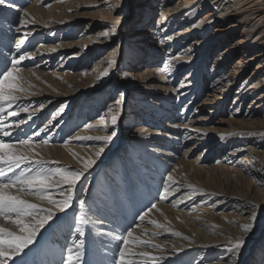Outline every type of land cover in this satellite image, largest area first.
Instances as JSON below:
<instances>
[{
  "label": "rangeland",
  "instance_id": "1",
  "mask_svg": "<svg viewBox=\"0 0 264 264\" xmlns=\"http://www.w3.org/2000/svg\"><path fill=\"white\" fill-rule=\"evenodd\" d=\"M36 1L5 0V3L0 5V36L5 35V39L1 38L5 42L9 40L10 44V47L6 46V48L1 46L4 48L2 49L4 54L0 55V69L4 67V58L10 60L15 55L18 59L21 54L16 52L14 47V41L19 39L22 27L19 21L27 20L24 12L30 9ZM52 1L42 6L50 11L55 5H61L64 2V0ZM68 1L73 8L64 11L61 9L62 12L58 15L54 10L50 14L46 13L41 20L48 23L53 22L55 26H46L36 33L29 34L27 37L30 40L27 39L23 45L24 48L21 49V52L34 55L19 65L18 70L26 78L23 86L27 90L18 92L17 96L19 99L22 95L29 94L31 98L17 100L19 108L15 104L12 105L10 110L20 113L8 122L9 125H14L9 130L17 129L16 121L23 120L24 124L19 125L17 130L22 129L21 133H17L14 139H4L6 143H17L18 139H27L31 136L30 145L17 146L26 154L27 152L32 153V157L27 154L30 157L28 161L32 163L29 164L28 161L22 163L15 170V174L18 175L22 170L27 169H32L33 172L43 170L48 173L60 170L76 171L78 170L76 166L60 157L63 149L72 152L73 161L79 164L80 158L85 156L74 153L71 147H83L93 155L103 148V151L108 150L109 160L103 159V162L93 164V168L85 171L77 195L70 207L62 214H70L68 218L73 220L70 229H63L67 232L66 238L71 247L76 240L81 239L80 237H85L75 233L74 216L71 215V213L77 214L81 200L84 201L83 206L89 204L88 207L92 208L99 205L102 210L112 215L108 208L110 204V207L123 218L122 225L126 226L127 230H138L136 226L140 225L145 228L142 232L151 234L149 231H154L156 225L147 222L139 224L138 219L148 213L153 204L156 205L164 199L173 211L182 213L186 211L188 215L193 216V222L198 227L203 226L200 222L203 221L204 216H209L208 210L215 214L224 212L229 215V218H233L238 213L241 219L255 226L254 229L249 230V235L244 237V243L240 247V264H249L256 258V254L261 253V248L264 250V215L252 220V216L248 213H243L229 204L223 209L219 205L214 209H205L203 201L206 195L198 200L190 201L185 197L184 201L181 200V204L177 206L173 204L181 195H188V191H182L179 195L166 199L162 197L166 195L165 187L169 183L167 177L171 175L179 183L186 184L188 188L189 185L194 186L190 189L209 190L217 186V189L219 188L220 191L222 189L226 195L225 201L236 200V198L238 200L239 197L246 195L250 197L254 189L264 200L263 179L243 176L241 165L238 163L243 158L247 159L248 150L245 148L249 146L256 148L255 145L249 144L247 147L243 145L245 140L242 136L231 144H223V139L229 138L227 135L242 133L247 136L250 132L264 129V107L262 112L254 115L248 114L252 110L250 106L257 97V93L249 94L245 101L242 100L239 103V106L235 104L237 93L241 90L243 92L250 90L252 88L250 86H254L259 80L257 77H252V72L256 71L258 62H246L245 66L248 67L242 68L241 74L236 75L237 77L234 76L236 79H232L231 82L234 84L231 87H229L231 82L223 86L217 82H214L216 86L210 85L213 79L225 84L222 77L228 74V69L236 67L235 65L241 58L248 59L244 54V49L239 47V42L250 29L255 31L253 40L256 39L262 24H258L256 19L250 20L249 24L239 25L237 31L229 28L232 24L238 23L237 19L223 22L218 20L217 24L215 22L207 24L211 21L208 19L209 14L215 15L216 13V5L207 3V0ZM192 10H195V17L188 21L186 15ZM163 14L166 18L162 20ZM171 18L173 21L168 25ZM193 20L195 22L204 21L207 24L208 36H212V39H223L222 43L212 47L214 49H209L207 58L194 56L199 53V50H194L196 48L189 53L186 52V48L201 36L200 32L191 36L184 34L189 36L186 40L183 37L176 38L178 46L173 47V40H170V37H174L172 34L178 36L177 33L183 31L187 24L191 25L190 22ZM71 26L76 29L75 32L68 35L69 37L63 36L64 39L69 40L67 41L68 47H71L64 48L59 44L62 40L61 34ZM35 27L36 25H31L29 29ZM6 30L9 31V36L6 35ZM52 30L56 32V35L47 40L46 31ZM104 33L107 35H103ZM200 40L201 45H198L197 49L205 46V38L198 39ZM53 44L59 45L60 50L49 58L48 54L41 52V49L43 45ZM182 47L186 50L182 54L186 62L184 66L178 67L174 74V71L170 70L167 65H174L172 59ZM138 48L142 51L134 54ZM224 48L230 50V60L226 65L224 63L225 67L221 68L223 70H218V64L215 62L216 55L220 49ZM167 56L171 57L170 62ZM47 59L50 60L47 61ZM109 61H114L111 68H108ZM202 61H205L204 66L199 69L197 66ZM8 66L11 67L10 64ZM240 66L238 64L237 67L240 68ZM196 67L199 70L195 76L185 80V77L191 74V70ZM105 69H107V75L103 74ZM225 72L227 73L224 74ZM197 78L203 80L200 89H196ZM261 90L264 88L261 87ZM182 94L183 98L180 99ZM32 100L36 101L33 106L29 103L33 104ZM109 107L113 109L112 112L108 111ZM21 108H27L28 111L32 108H41L43 112L41 117L37 119L30 117V119V113L21 111ZM113 115L117 116L116 124L111 122ZM89 124L93 127H87ZM46 125L47 131H40ZM195 127L200 129L196 130V133L206 131L209 137H205L204 140H201L203 138L201 136H196V139L190 138L188 133L194 132ZM79 136H112V139L108 142L94 139L82 140L77 138ZM151 149H158L161 152L158 153ZM259 150L263 149L259 148ZM35 159H42L44 163L36 164ZM120 159L121 161L117 162ZM115 163H120V165H118L117 174H112V170H115L117 166ZM250 163L245 162L248 166L251 165ZM9 175L13 174L9 173ZM113 175L112 181L109 180ZM207 175H211L210 178ZM61 179L59 175L51 177L48 181L51 188L48 189L56 187L55 181ZM112 182L117 183L115 185L117 188L112 185L110 195L106 194L104 198L107 192L105 187H110ZM170 190L172 188L168 191ZM107 198L111 203L103 201ZM124 203L127 206L125 208H128L127 211L132 214L130 215L134 216L130 223H126L127 216L123 214L121 205ZM44 214L39 213L40 216ZM99 217L105 219L104 215H99ZM217 222L222 227H228L231 233L230 225L232 226L233 222L227 219L222 221L218 219ZM245 222L242 224H249ZM101 225L100 229L103 227V224ZM100 229L96 225V230ZM55 230L56 228L47 232L52 239L55 238ZM238 231L246 232L242 228H237L232 234L236 235ZM105 232L112 235L115 230L113 227L105 228ZM151 235L154 237L153 234ZM82 240L80 242L84 244L83 248L89 251L91 249L89 239L87 241L82 238ZM221 255H223L222 251H217L212 257L206 256L208 258L206 264H216ZM198 256L197 253L196 257ZM83 264H93V261L90 263L84 261Z\"/></svg>",
  "mask_w": 264,
  "mask_h": 264
},
{
  "label": "bare ground",
  "instance_id": "2",
  "mask_svg": "<svg viewBox=\"0 0 264 264\" xmlns=\"http://www.w3.org/2000/svg\"><path fill=\"white\" fill-rule=\"evenodd\" d=\"M50 1H52V0H37L36 3L32 4L30 9L25 11L29 15H27L26 17L24 16V17L27 19V21H31V22L27 23L26 25H23V26L21 25L22 27L20 29L21 32H19V34H20L19 39L22 38L25 33H27L29 35L32 33H36L37 31H39L43 27L55 26V24L53 22L48 23V22L41 20L44 18L46 13L50 14L54 10L56 12V15H58L59 13L62 12L61 9H63V11H64L65 9H70V8L72 9L73 8L68 0H64L63 4L55 5L54 8L52 7V9L50 11H47L42 5L44 3H47ZM203 1H205V0H203ZM207 3H209V4L211 3V4L216 5V7H215L216 13H215V15L213 13L209 14L210 17L208 19H210L211 21H209L207 24H210L211 22L216 23V21H218V20L223 22V21H226L229 19H231V20L237 19L238 23H234L229 27V28L234 29V31L235 30L237 31L239 25H241V24H244V23L249 24L251 22L250 20L256 19L258 24H262V26L260 27L259 35L257 36L256 39L253 40V36L255 35V31L250 29V31L248 30L245 33V35L242 36V39L239 42V47L244 49V52H245L244 54L246 57H248V59L244 60V58H241L237 62V64L235 65L236 67L228 69V71H227L228 74L225 77H222L225 80V84L223 82H219L218 80H215V79H213L212 84L210 83V85H213L214 82H217V84H222V86L228 85L227 83L231 82L232 79H236V78H234V76L237 77L236 75L241 74L242 68L246 69L248 67V66H245L246 62H258L256 71L252 72L253 73L252 77L253 78L257 77L260 81L258 80L254 86L253 85L250 86V87H252L250 90L245 91V92H243L241 90L240 92H238L236 95L235 104H236V106H239V103L242 100L245 101V99L248 98L249 94L251 95V94L257 93V97L254 98V100L250 106V108L252 110H251V112H248V114L254 115L255 113L262 112L263 107H264V90H261V87L264 88V0H214V1L213 0H207ZM209 4H208V6H209ZM8 7L12 8L11 6H8ZM194 11L195 10H192L190 13H188L186 15V16H188L187 20L188 19L191 20L193 17H195ZM25 12H24V15H25ZM214 12H215V10H214ZM24 17H23V19H24ZM205 17H204V19H205ZM165 18H166V16H164V14H163L162 20ZM54 19H56V18H54ZM172 21H173V18H171L169 20L168 25H170L172 23ZM193 21L190 22L191 25L187 24L186 27H184L185 29L183 31H180V33H177L178 36L176 34H172V35H174V37H170V40L171 39L173 40V43H172L173 47L178 44L177 43L178 39H176V38L183 37L186 40V39H188L189 36L184 35V34H189L191 36L192 34H195L198 32L201 33V36H199L197 38L198 39L205 38V40H204L205 46H203V48L197 49L199 47L198 45H201V40L198 41V39H197L195 43H193L190 47L186 48L187 51L182 47V49L176 55V57H174L172 59L174 62V65H172V64L167 65V66H169L170 70L174 71V74L178 70V67L184 66V64L186 62L184 60L185 57L184 58L182 57L183 56L182 54L185 51L189 53V51L191 52L193 50V48H196L194 50H197V51L199 50L198 51L199 53L194 55V56H201L203 59V57L207 58L209 49H214L212 47L217 46L219 43L223 42L222 38H218V39L213 38L212 39V36H208L207 24H205L204 21H202V20L197 21V22H195V21L193 22ZM0 23H1V21H0ZM31 25H36V27L29 29ZM75 30L76 29L73 26L66 28L63 31V33L61 34L62 40L60 41L59 44L64 46V48H70L71 46L68 47L69 43H67V41H69V40L64 39L63 36H68V35L72 34L73 32H75ZM52 32H54V33H52ZM5 33H6V35L9 36L8 30H6ZM55 35H56V32L52 30L50 32L46 31L45 36H46V39L49 40L52 37L54 38ZM4 36L5 35L0 36V55L4 54V51L2 50L4 48H1V46L6 48V46L10 45L8 42L9 40L7 42H5V40H3L1 38V37L4 38ZM27 39H29V37H27ZM25 43H26V41H25ZM53 45H43L41 52L48 54L49 58L53 57L52 55H54L57 52V50H60L59 45H54V46ZM216 49H217V47L215 48V50ZM141 51H142V49L138 48L137 50L134 51V54H137L138 52H141ZM216 52H218V51H216ZM250 53H252V54L254 53V54L249 55ZM37 56H38V52H37ZM230 56L231 55H230L229 49L224 48L222 50L221 49L219 50L218 55H216V59H215V62L218 64V70L225 67L224 63L226 65L229 62ZM187 57H188V59H191V57H189V56H187ZM49 60L50 59H47V61H49ZM167 60H168V62H170L169 60H171V57L169 56ZM204 63H205V61L200 62L199 66H197V67H199V69H200L202 66H204ZM238 64L241 65L240 68L237 67ZM197 67L191 70L192 73L187 75L185 77V80H189L190 78L195 76V74L199 70ZM221 70H223V69H221ZM227 72H225L224 74H226ZM208 77H210V76L208 75ZM211 78H214V77H211ZM194 80H195V78H194ZM196 81H197L196 82L197 83L196 89L197 88L200 89V86H202L201 83L203 80L201 78H197ZM233 84H234V82H231L229 87L233 86ZM244 84H246V83H244ZM214 85L216 86V84H214ZM210 87H213V86H210ZM213 91H214V89H213ZM241 96H242V98H239ZM21 97L22 98H19L18 100L22 101V100H27V99L31 98V97H29V94H24ZM181 98H183V94L180 96V99ZM34 102H36V101H33V104H32V102H29V103L33 106L35 104ZM242 106H243V104H242ZM42 112H43V110L41 108H39V109H37V108L33 109L32 108V109H30V111H27V114L30 113L31 118L37 119V118L41 117ZM195 112H196V110H195ZM18 113H20V112H18ZM12 118H13V116H8L6 118L8 125H9L8 122H10V120ZM203 119L206 120L205 117H203ZM196 120H200V119H196ZM20 125H22V124H20ZM12 126H14V125H12ZM18 128L19 127H17V129ZM17 129L13 130V128H12L11 131L9 130L11 132V138H9V139H14L16 137L17 133L18 134L21 133L22 129H20V131ZM193 129H194V132L188 133V136H190V138L196 139V136H201L203 138L202 139L200 138V139L204 140L205 137H209V133H207L206 131L196 133L195 131L200 130V129L198 127H195ZM246 133H248V132H246ZM232 136H234V137L229 140V138ZM241 136L245 140L243 145H245L247 147L249 144H254L256 147V148H254V147L249 146V147L245 148L246 150H248L247 151L248 155H246L247 159L243 158L242 160L238 161V163L241 165V170L243 171L242 172L243 176H253L254 178H257V179L261 177L264 181V129H260V130H257L255 132H250L247 136L242 135V133L240 135H235V134L234 135H227V137H229V138L226 139V137H225L223 139V144H231L232 142L236 141L237 138H240ZM216 137H218V136H216ZM6 140H8V139H6ZM71 148L74 149V153L85 156L84 158H80L79 164L77 161H73V159H72L73 153L69 152L67 150L63 149L62 153L60 154V157L63 160H66V159L69 160L68 162L71 165L76 166L78 168V170H83L84 169V161L89 160V159L94 161V163H92V165L99 163L101 161L103 162L104 161L103 159L109 160L108 150L103 151L100 154V156L97 157L96 155L91 154V152H89L87 149H85L83 147L73 146ZM259 148L260 149L262 148L263 150H259ZM29 150H31V148ZM151 150L158 152V153L161 152L158 149H151ZM240 151H242V150H240ZM25 152H26V150H25ZM92 152H93V150H92ZM24 154H26V153H24ZM27 154L30 157H32V153L27 152ZM120 158H123V157L120 156ZM70 160H71V162H70ZM120 161H121V159L117 162H120ZM189 161L191 162V160H189ZM246 161H248L249 163L250 162H253V163L252 164L250 163L251 165L248 166L247 164H245ZM28 163L31 164L32 161H28ZM188 164L190 165V163H188ZM92 165L87 169L93 168ZM115 165H117V166H116L115 170H112V174L113 173L117 174L116 173L117 168H118V165H120V163H115ZM129 167H131V166H129ZM201 168H202V166H201ZM85 171H83V174L80 176V178L76 182V185L73 189L72 201H73L74 197L77 195L79 188L81 187V178L84 175ZM209 171H211V169ZM208 174H210V173H208ZM9 176H11V175H9ZM208 176L209 175H207V177ZM210 176H209V178H210ZM212 176L214 177V175H212ZM113 177H114V175L112 177H110L109 180H111ZM174 180L176 181V184L172 185L170 187V188H172V190L165 193L168 196L167 198L179 195V193L182 191L183 192L188 191V193H187L188 195H184V196L181 195L177 200L174 201L173 204L176 206L181 204V202H182L181 200L184 201L185 197L188 198V200L190 201L193 199L198 200L202 196L206 195L205 200L203 201V205H205V209H207V208L214 209L218 205L220 206L221 209H223V207H225V205L229 204L230 206L231 205L233 207L235 206L234 207L235 209L241 210L243 213H248L250 216H252L253 212H254L255 213V219H257V217H260V215H264V200L261 199V196L259 194H257V191L255 189L250 193L251 194L250 197L246 195V196L239 197L238 200L236 198V200L234 199L232 201L231 200L225 201L227 198L226 195L222 192V189H221V191L218 190L219 188L217 189V186L212 187L209 190H202V189L200 190L197 188H193V189L191 188L190 189V187L189 188L186 187L187 186L186 184L179 183L177 181V179H175V178H174ZM0 181H3L4 183L7 182V180L5 178H1ZM132 182H133V180H132ZM177 182H178V184H177ZM202 183H203V181H202ZM259 183H261V182H259ZM116 184L117 183L112 182L110 184V187H108V186L105 187L107 192L105 193L104 198H105L106 194L110 195L109 191L113 188V186H114V188H117V186H115ZM208 184H209V182H208ZM131 186H132V184H131ZM211 186H213V185H211ZM18 187L19 186H17V188ZM68 187L69 186L67 184L61 183V184H59V186H56L53 189H48L47 193H45L43 195H51L53 200H59L62 198V194L67 193ZM12 191H13V193L20 195L21 198L27 199L32 203L39 204L40 208L52 209L53 211H55L56 215L47 224H45L42 228H40V230L38 231L33 242L30 245H28L27 248H25L22 252H20L16 256L12 257V259L7 260L6 264H69V261H68V255L69 254L67 252V249L71 246L68 242L69 240L66 238L67 232L63 231V229L64 228L70 229V225L72 224V221H73L72 219L68 218V216L70 214L69 215H62V214H64L66 209L64 211L57 210L54 204L49 203L46 199H41L40 194H31L27 190H25V192H23V193H18L16 188L12 189ZM103 201H105L107 203L110 202V201H108V198L105 200L103 199ZM164 201H165L164 199H161V201L156 204L155 208H152L151 211H148L146 216H145V214H143L142 215V216H144L143 220H141L140 218L138 219L139 224H142L144 222H147L148 224H153L151 221L157 222L155 224L156 225L155 230L149 231L151 234L154 235V237L151 234H147L146 232H142L145 230V228L140 227V225H137L136 228H138V230H132L133 236L128 238L129 241L133 240L134 238H139L140 240L150 241V243L148 245L129 243V245L124 246V247H126L127 249H129L132 252L150 253L153 257L158 258L157 264H189V263L192 264L193 262L195 264H206V262L208 261V258H206V256L212 257L214 255V253H217V251H222L223 255H221V257L219 258V261L216 264H240L241 263L239 261L240 260L239 254L241 251L239 250L238 253L234 254L231 250V245L236 240L244 239L245 236L247 237V235H249L250 232L246 231L243 233V232L238 231V233L236 235L232 234V232L234 230L236 231L237 228H239V229L242 228L241 227L243 225L242 223L246 221L244 219H241L237 215L238 213L233 218H229V215L224 214V212L220 213V214H215L212 211L208 210L209 216L208 215L204 216V219L202 218L203 221L202 220H201V222L199 221L200 223H202L203 226L198 227L196 225V223L193 222V216H191L190 214L188 215L186 213V211L183 213L173 211L172 209L169 208V206ZM215 201H217V202L214 203ZM107 203H106V205H107ZM88 205L89 204H87L86 206H83V209H81V206H80L79 210H77L76 215H75V213H71V215L74 216L75 224L74 223L73 224L75 226V229H74L75 233L79 234V235L82 234L83 236H85L87 241L89 239V242L91 245V249L89 251H85L84 248L81 250L80 257H79V264H83L84 261L89 262V263L93 261V264H115V262L118 260L117 254H118L119 248L122 247L123 245H121L119 240H116L113 237L126 235L127 227L122 225L123 218L114 209H112L110 207V204H108L109 205L108 208H110L109 210H111L112 215L106 213L105 210H102L99 205L98 206L92 205L93 206L92 208L88 207ZM252 205H257V207L253 208ZM111 206H113V205H111ZM121 206L123 207V214H126V216H127L125 219L126 223H130V221H132V218L134 216L132 217L131 216L132 214L130 213V211H127L128 208L127 209L125 208V206H126L125 203L122 204ZM81 211H83V214L85 215V218L88 222L82 226V232H77L76 231L77 221L81 215ZM99 215L100 216L104 215L105 219H102L103 217H99ZM129 218H131V220ZM15 219H16V217L14 215L12 216L11 220L5 218L4 216H0V224H4L9 230L14 231L17 234H19L20 233V226H17L16 224H14L12 222V220H15ZM23 219L25 220V223H31L33 218L24 217ZM218 219H220V221L227 219L228 221L230 220L231 222H233L232 226L230 225V227L232 228L231 233L228 231L229 230L228 227H226V226L222 227L217 222ZM204 220H207V221H204ZM245 223H249V222L246 221ZM101 224H103L102 229H100ZM157 224H161L164 227L163 228L157 227ZM249 224H251V223H249ZM96 225H97L98 229H100V230H98V231L96 230ZM111 227L114 228L115 232L112 235H109V233L107 234L105 232V228L110 229ZM54 228H56L55 233H54L55 238L52 239V237L49 234H47V232L54 230ZM254 228H255V226L252 225L251 229H254ZM175 233H180V235H175ZM56 234H57V236H56ZM85 237H80L81 239H79L78 241L76 240V243H80V241H83L82 238H84V240H86ZM70 238H74V237H70ZM263 242H264V240H263ZM84 247H86V246H84ZM73 251L75 253L76 250L74 249ZM260 251H261V253L256 254V256H255L256 258L253 259L252 261H250L249 264H253V263L254 264H264V250L261 248ZM197 253L199 254L198 257H196ZM245 257L247 258V255ZM126 259L135 260L138 262V264H152V260L150 258H145V257H141V256H135V257L126 256ZM242 262H244V260H242ZM71 264H77V260H76L75 255H73V259L71 261Z\"/></svg>",
  "mask_w": 264,
  "mask_h": 264
},
{
  "label": "snow or ice",
  "instance_id": "3",
  "mask_svg": "<svg viewBox=\"0 0 264 264\" xmlns=\"http://www.w3.org/2000/svg\"><path fill=\"white\" fill-rule=\"evenodd\" d=\"M5 0H0V5H3ZM29 15L25 12V16ZM31 21L27 20H20L19 23L23 26ZM19 31V29H16ZM103 35H107L104 33ZM28 34L25 33L24 36L20 39H15L14 47L16 52L21 53L16 58L15 55L9 60L8 58L5 59L4 67L0 69V178H5L7 180L6 183L0 182V216H4L5 218L11 220L12 216L16 217L15 220H12L14 224L20 226V233L17 234L14 231L9 230L3 224H0V264H6V261L12 259V257L16 256L20 252H22L25 248L30 245L34 238L36 237L40 228H42L45 224H47L55 215V211L49 208H40L39 204L32 203L27 199L21 198L20 195L13 193L12 189L16 188L18 193H23L27 190L31 194H40L41 199H46L49 203L55 205L56 209L59 211H64L65 209L69 208L71 205V201L73 198V189L76 185L77 180L83 174V171L87 170L92 163L93 160L89 159L84 161V169L83 170H76L65 172L60 170L58 172L48 173L43 170H37L35 172L32 169L22 170L18 175L15 174V170L20 167L22 163H25L30 159V157L24 154L23 150L19 148L17 145H30L31 143V136L27 139H18L17 143H6L4 138H11V132L9 129L12 127L11 125L7 124V117L8 116H18V112L11 111L12 105H19L17 104L18 92H24L27 89L24 88L23 84L25 82V77L21 74L18 70L19 65L25 59H31L32 53L21 52L23 45L27 39ZM11 65L9 67L8 65ZM114 64V61H109L108 68H111ZM104 75H107V69H105ZM127 75V74H125ZM119 104V101H117ZM21 111L27 112V108H21ZM63 109L61 108V111ZM109 112H112L113 109L109 107ZM31 114L29 115L30 118ZM112 124H116L117 116L113 115ZM23 120L16 121V127H19L20 124H23ZM87 127H93V125H87ZM40 131H47V125L44 128H41ZM114 135V133H113ZM78 139L82 140H103L108 142L112 139V136H104V137H91V136H79ZM101 152H103V148L95 153L98 157L100 156ZM36 164H43L44 161L42 159H35ZM9 173L13 175L9 176ZM59 175L62 179L60 181H55V184L59 186V184L64 183L67 184L69 187L67 189L66 194H62V198L59 200H53L51 195H43L47 193L50 184L48 181L51 177ZM167 181L169 182L168 185L165 187V193L168 192L169 188L172 185L176 184V181L171 175H168ZM17 186H19L17 188ZM189 187H194L189 185ZM162 198H167L166 195ZM81 209H83L84 201H80ZM156 205L153 204L152 208H155ZM253 208L257 207V205H252ZM151 211V208L149 209ZM39 213H45L43 216H40ZM147 213H145V216ZM24 217H31V223H25ZM141 220L144 219V216L140 217ZM252 220H255V213L251 217ZM88 221L81 211V215L77 221V232H82V226L86 224ZM152 223L156 224V221H151ZM157 227L163 228L164 226L161 224H157ZM243 231H249L252 227L251 224H244L241 226ZM175 235H180V233H175ZM133 233L131 230L126 231L125 236H114L113 238L119 240L122 247L119 248L118 251V260L115 264H138L135 260L126 259V256H141L145 258H150L152 260V264H157L158 258L153 257L150 253H139V252H132L124 246L129 245V243L133 244H141V245H148L150 241L147 240H140L139 238H134L133 240L129 241V237H132ZM244 243L243 239L236 240L231 245L232 252L238 253L240 250L241 245ZM155 246V245H154ZM83 248V243H76L74 242L72 247L67 249L68 252V261L71 264L73 259V255H75L77 264H79V257L81 250ZM76 250L75 253L73 250Z\"/></svg>",
  "mask_w": 264,
  "mask_h": 264
}]
</instances>
